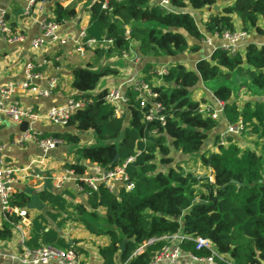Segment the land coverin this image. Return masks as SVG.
<instances>
[{
    "label": "trees",
    "instance_id": "16d2710c",
    "mask_svg": "<svg viewBox=\"0 0 264 264\" xmlns=\"http://www.w3.org/2000/svg\"><path fill=\"white\" fill-rule=\"evenodd\" d=\"M37 1L54 4L49 19L59 25L77 15L75 4L63 6L66 0ZM163 1L167 4L110 0L107 9L104 0L95 2L85 41L102 46L86 48L87 52L98 61L112 56L122 58L131 49L144 58L176 59L185 53H198L207 37L188 9L213 7L217 0ZM235 16L242 32L262 34L259 20L264 17V0H235L212 12L203 24L206 34L222 39L225 34L236 33ZM42 70L35 68L40 74ZM233 72L250 78L253 86L264 90V46L248 43L243 52L216 47L210 60H199L194 70L173 62L166 73L160 74L148 63L141 80L156 97L146 99L142 106L144 97L134 86L128 87L127 112L118 117L114 106L107 102L109 90H97L100 80L117 75V70L109 65L94 70L91 64L74 68L73 98L86 105L70 116L66 131L43 132V136L74 147V158L64 167L78 177L85 174L89 164L105 172L126 164L129 183L135 188L112 192L103 183L93 189L77 180L83 188L81 194L87 196L84 203L75 202L76 196L67 189L60 193L41 191L39 198L49 210L34 218L27 247L50 245L72 249L80 257L86 255L77 246L78 241L70 243L58 233L75 222L94 236L108 238L109 243L99 247L102 264H152L170 237L177 234L209 240L223 256L216 259L218 264H264L263 157L254 149L241 148L232 136L224 145L219 136L213 145L217 151L206 148L218 122L202 113L200 102L192 99L200 83L229 81ZM213 94L223 103L229 125L241 120L245 127L241 135L264 137V102L240 107L227 86L215 89ZM154 103L163 109L148 120ZM87 132L93 133L95 143L82 145L79 134ZM174 153L185 159H177ZM194 156L209 176L187 172L183 164ZM10 203L24 210L30 197L15 191ZM21 220L18 215L8 216L0 225V241H10L14 225ZM123 244L125 249L121 250ZM179 245L190 254L209 255L208 251H197L193 241L184 240Z\"/></svg>",
    "mask_w": 264,
    "mask_h": 264
},
{
    "label": "crops",
    "instance_id": "0c3cea01",
    "mask_svg": "<svg viewBox=\"0 0 264 264\" xmlns=\"http://www.w3.org/2000/svg\"><path fill=\"white\" fill-rule=\"evenodd\" d=\"M98 0H66L62 2L64 7L75 4L77 15L70 22L61 25L58 35L66 40L65 44L47 43L38 49H34L33 41L41 36V23L44 20L53 17V3H38L29 11L27 4L23 0H0V11H3L9 24L15 27L24 35V41L18 44H6L0 34V87L15 83L18 84L24 80L25 68L28 64H32L35 68H42L41 77L35 82V85L42 89H49L51 86V95L49 97H40L35 94L27 93L17 87L14 93L13 101L20 106L31 109L37 113L44 114L55 105H62L68 97H73L74 90L72 88L73 76L72 71L76 67L91 64L94 70L104 65H109L116 69L117 75H109L104 77L98 83L97 90L113 88L121 89L126 96L128 87L135 86L143 77V70L148 63L153 64L157 69L169 68L171 63L180 62L187 68L194 70L197 62L201 59L210 60L212 51L216 47L228 44V41L217 37H211L206 34L204 22L214 11L231 5L235 0H217L216 5L207 7L203 10L188 9L200 30L206 35L207 40L201 44L198 53H185L176 59L141 57L140 61L134 62L125 58L112 56L103 60H96L93 53L86 52L81 57L76 52L75 41L79 37L80 32L86 29L91 17V7ZM152 4H164L163 0H151ZM237 32L241 31V24L238 16H235ZM259 27L263 30L262 34L255 32L247 34L246 38L239 41L236 48L243 52L248 43H255L264 46V17L259 20ZM210 41L211 44L208 42ZM134 51V50H133ZM221 86H227L234 92V98L241 107L245 104H256L264 102V90L258 89L251 84L248 77L240 75L238 72L231 74L229 81L216 79L209 83H200L193 93L203 89L204 95L198 101L202 108L210 105L213 109L218 110L219 105L213 91ZM127 112L126 104L122 107ZM217 128L210 134L206 148L213 149L215 140L225 132L228 127L227 119L224 111L219 113ZM20 125L5 122L0 126V157L7 164L18 170L20 177L16 185V191L24 192L30 197V204L24 209L25 215L20 221L22 232L27 239L30 235L31 226L34 218L38 215H46L48 213L47 206L40 200L39 193L41 191H49L60 193L64 190L71 191L75 196V202H86V197L78 191V185L74 180L69 181L63 189L58 190L53 185V178L65 173V164L71 162L74 158L72 151L74 147L69 144L62 143L56 149L45 154L37 144L30 142L22 147L13 144V138L20 133ZM36 130L46 133L64 132L67 129L59 126L51 125L45 122L38 123L34 126ZM81 144L85 145V139L90 135L91 143H95L92 132L80 133ZM241 148H251L256 150L262 158V168L264 172V137L259 134L254 135H238L232 136ZM174 157L181 158L177 153ZM186 161H189L187 158ZM201 163V162H200ZM185 167V166H184ZM93 175L100 172L98 165H88ZM211 179V178H210ZM24 219V220H23ZM5 221L0 204V225ZM51 227L56 228L53 223ZM60 236L67 241H78L77 246L86 252L81 258L85 264H102L99 254V247L109 243L106 236L97 237L90 234L79 223H69L61 231L58 230ZM20 232L14 231V236L10 241H0V264H24L18 259L12 258L20 252ZM179 264H206L204 262L194 261L190 257V253L181 250L179 255ZM156 264H170L166 261ZM215 264H218L217 262Z\"/></svg>",
    "mask_w": 264,
    "mask_h": 264
},
{
    "label": "built area",
    "instance_id": "2783aa9c",
    "mask_svg": "<svg viewBox=\"0 0 264 264\" xmlns=\"http://www.w3.org/2000/svg\"><path fill=\"white\" fill-rule=\"evenodd\" d=\"M27 4V10L29 11L33 6L38 4L37 0H23ZM110 0H104L103 7L108 8ZM164 4H167L164 1ZM58 23L53 20L47 19L41 23V36L33 41L34 49H38L47 43H61L65 44L66 40L58 35L60 29ZM0 34L2 40L6 44H18L24 41V35L19 30L14 29L8 22L6 15L3 11H0ZM247 33L236 32L234 34H225L222 39L228 41V44L221 46L224 49H230L232 52L237 51L236 45L239 41L245 39ZM86 31L83 29L79 37L76 39V52L81 57H84L87 49L96 48L102 46V44L96 41H85ZM209 44L210 41L208 42ZM130 61L138 62L141 57L132 49L129 52H125L122 55ZM168 68H161L158 70L160 74L166 73ZM41 77L40 73L35 71V66L28 64L25 68L24 80L18 84L10 83L0 87V126L5 122L14 123L21 125L23 122H27L29 128L16 134L13 138V144L17 147H22L27 143L33 142L39 146V148L45 153L56 149L62 144L61 141L45 138L43 132L36 130L34 127L38 123H48L51 125L65 128L68 124L70 116L77 110L85 107L86 102L82 100H76L73 97H68L64 104L55 105L51 107L46 113L40 114L26 107L20 106L18 103L13 101L14 93L17 87L26 91L27 93L35 94L40 97H49L51 95V86L49 89H42L35 85V82ZM144 97L142 106L145 105L146 99L156 97L153 94L149 86L140 80L139 83L134 86ZM219 109L215 110L210 105H206L204 108L200 107L202 113L207 114L212 119L217 120L219 113L224 111V105L221 101L216 99ZM107 102L114 106L115 113L118 117L123 112V105L127 103V97L123 94L121 89L113 88L109 90L107 95ZM162 106L159 103H154L153 109L148 115L147 119L151 120L153 116H158L162 111ZM162 121L163 117L160 118ZM245 130L244 124L241 120L237 124L228 125L225 132L220 134V144L224 145L228 136L241 135ZM130 159L128 162H131ZM126 164L116 167L110 172H105L101 169L100 172H96L93 175H89V168L85 174L77 176L72 170L65 171L64 174L53 178V185L56 189L61 190L71 180L77 183V180L88 185L89 187L96 189L97 185L103 183L106 188L112 192H117L120 188L125 187L127 190H133L135 186L129 183V178L125 171ZM18 170L13 168L6 161L0 157V204L1 211L5 221L10 215H18L24 217L26 214L24 210H19L11 206V196L16 191V185L19 182ZM83 188L78 185V191L82 193ZM86 198L87 196L84 195ZM24 220V219H23ZM16 231L20 232V252L17 256L12 258L18 259L24 264H84L83 259L72 249H61L50 245L42 246L38 249H30L26 245L27 237L22 232L20 224L14 225ZM184 240L193 241L195 243V249L197 251H208L209 255L200 257L197 255L190 254V257L194 261L204 262L206 264H215L216 259H223V256L218 254L215 250L214 245L207 239L202 237L193 238L190 236H184L181 234L170 237L169 244L166 245L160 252H158L152 264L166 261L170 264H179V255L181 252L180 243ZM0 255H3L0 252Z\"/></svg>",
    "mask_w": 264,
    "mask_h": 264
},
{
    "label": "rangeland",
    "instance_id": "374dc122",
    "mask_svg": "<svg viewBox=\"0 0 264 264\" xmlns=\"http://www.w3.org/2000/svg\"><path fill=\"white\" fill-rule=\"evenodd\" d=\"M203 95H204V90L203 89L198 90L192 94V99L194 101H199L201 99L200 97H202ZM90 144L93 143H91L90 135H88L85 139V145H90ZM206 147L208 146L206 145ZM183 166H185L184 168H186L187 172H191L197 177H205L210 175L209 171L203 167V165L200 163V160L196 156L190 158L189 161H186L183 164ZM91 172L92 171L90 170L89 173L91 174Z\"/></svg>",
    "mask_w": 264,
    "mask_h": 264
},
{
    "label": "water",
    "instance_id": "95a60500",
    "mask_svg": "<svg viewBox=\"0 0 264 264\" xmlns=\"http://www.w3.org/2000/svg\"><path fill=\"white\" fill-rule=\"evenodd\" d=\"M20 131L21 132H24V131H26L28 128H29V126H28V123L27 122H23L21 125H20ZM230 183H237L235 180H231L230 181ZM239 184V183H238ZM218 188V185H216L215 186V189H217ZM125 249V244H123L122 246H121V250H124Z\"/></svg>",
    "mask_w": 264,
    "mask_h": 264
}]
</instances>
